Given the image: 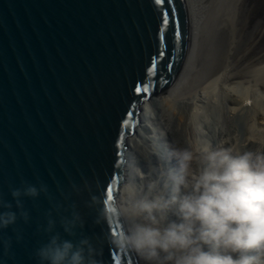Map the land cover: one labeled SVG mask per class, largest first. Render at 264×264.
<instances>
[{
  "label": "water",
  "instance_id": "obj_1",
  "mask_svg": "<svg viewBox=\"0 0 264 264\" xmlns=\"http://www.w3.org/2000/svg\"><path fill=\"white\" fill-rule=\"evenodd\" d=\"M226 2H213L196 23L192 0H0V200L13 202L10 190L22 182L48 189L21 197L30 219L0 232L11 239L0 264H35L49 214L67 215L75 202L90 217L86 194L71 191L81 177L105 203L118 193L146 102L173 91L188 66L192 88L216 72L219 35L200 32ZM102 228L116 231L89 222L85 234ZM102 260L140 264L134 253L107 245Z\"/></svg>",
  "mask_w": 264,
  "mask_h": 264
},
{
  "label": "clouds",
  "instance_id": "obj_2",
  "mask_svg": "<svg viewBox=\"0 0 264 264\" xmlns=\"http://www.w3.org/2000/svg\"><path fill=\"white\" fill-rule=\"evenodd\" d=\"M153 171L151 178L138 172L143 182L125 183L107 203L88 178L71 184L72 193L86 194L91 215L75 202L67 215L49 214L35 264H103L105 245L134 253L140 264H264V150L201 140L169 148ZM10 191L13 202L0 200V232L29 221L21 197L48 193L43 183ZM89 222L116 231L90 236ZM10 245L0 239V256L8 257Z\"/></svg>",
  "mask_w": 264,
  "mask_h": 264
},
{
  "label": "bare ground",
  "instance_id": "obj_3",
  "mask_svg": "<svg viewBox=\"0 0 264 264\" xmlns=\"http://www.w3.org/2000/svg\"><path fill=\"white\" fill-rule=\"evenodd\" d=\"M206 1L207 0H192L193 20L196 23L198 17L200 18L203 6L206 5ZM203 31L202 33H204ZM187 63L189 64V60ZM223 65L222 67L225 66ZM192 69L193 68L189 66L184 69L186 75L183 74L179 84L173 91L152 98L150 99L151 101L149 100L146 102L144 106V115L151 111V104L153 103V105L156 106L160 123L163 125V129L166 133L164 135H167L170 145L167 146L162 143L161 134L157 128L159 126H156V122L154 123L147 119L141 121L136 133L129 140L130 157L128 153L126 183L143 182L141 177L137 174L138 172L144 174L146 178H151L136 166L134 156L136 155L135 149L146 144L149 137L153 139V146L159 148L161 154L160 158L163 157V160L169 148L188 147L201 140H209L214 144L224 143L225 145H236L241 149H263L264 131L259 128L258 121L261 117L264 118V109L258 96L255 95L253 96L254 98L249 100L248 97L243 95L241 90H235L233 91L236 92L235 104L233 106L225 104L216 97L215 92L212 94L209 93V88L214 83L213 77H211L207 83L192 88L190 82H188L191 80V77L188 76L193 75ZM186 86H190L191 89L189 90L187 88L188 90H186ZM202 111H206L207 114L202 113ZM198 112H201V115H198ZM199 118L202 122L204 121L205 127H208V132H203L199 127ZM145 121H147L148 124H145ZM143 126H146L147 129L150 130L151 136L147 134L148 137H146L145 134L142 133ZM150 146L151 145H148L149 148L152 147Z\"/></svg>",
  "mask_w": 264,
  "mask_h": 264
},
{
  "label": "rangeland",
  "instance_id": "obj_4",
  "mask_svg": "<svg viewBox=\"0 0 264 264\" xmlns=\"http://www.w3.org/2000/svg\"><path fill=\"white\" fill-rule=\"evenodd\" d=\"M215 1L217 0L205 2L206 5L203 6L200 18L201 15L207 14ZM230 4L228 6L227 2L225 3L221 16L215 17L214 22H210L211 19L208 21L210 25L207 24L205 30H202L205 34L200 32L202 36L208 38L217 33L219 35V42L216 44L217 50L222 48V58H219L215 63L217 64L216 74L212 76L214 83L210 86L209 93L215 92L216 97L223 103L233 106L236 102V92L233 91L241 90L249 100L257 95L264 109V0H232ZM213 15L212 10L211 18ZM187 88L191 89L190 86H186V90H188ZM200 105L202 106L201 103ZM151 106V111L145 114L142 121L147 119L156 122V126H159L157 128L161 134L162 143L169 146L170 142L167 135H164L166 133L160 123L156 106L153 103ZM202 113L207 114L206 111H202ZM198 115H201V112H198ZM146 122L145 124H148ZM198 124L203 132H208V127H205L204 121L202 122L200 118ZM258 126L264 131V118L259 119ZM149 131L146 126H143L142 133L146 137L151 136ZM148 145L152 147L149 148ZM153 145V139L149 137L146 144L141 145L140 148H136V146V149L134 148L136 166L149 177L154 175V169H158L164 164L163 157L160 158L159 148ZM243 150L253 149L245 148Z\"/></svg>",
  "mask_w": 264,
  "mask_h": 264
},
{
  "label": "snow or ice",
  "instance_id": "obj_5",
  "mask_svg": "<svg viewBox=\"0 0 264 264\" xmlns=\"http://www.w3.org/2000/svg\"><path fill=\"white\" fill-rule=\"evenodd\" d=\"M156 3L161 4V3H163V0H156ZM167 23H168L167 13H165L164 14V20H163V24L165 27L167 26ZM163 31H164V28L161 29V32H163ZM161 40H163V36H161ZM162 54L163 53H161V55ZM151 71H152V69H149V72H151ZM139 91H141V89L137 88V92H139ZM144 91H147V88H145ZM124 123L127 124L128 121H125ZM109 198H111V192H109Z\"/></svg>",
  "mask_w": 264,
  "mask_h": 264
}]
</instances>
